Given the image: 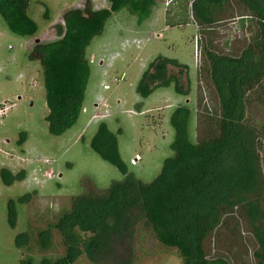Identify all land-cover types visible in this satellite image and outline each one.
Masks as SVG:
<instances>
[{"label": "trees", "instance_id": "trees-1", "mask_svg": "<svg viewBox=\"0 0 264 264\" xmlns=\"http://www.w3.org/2000/svg\"><path fill=\"white\" fill-rule=\"evenodd\" d=\"M109 2L108 9L95 10L87 3L83 9L67 10L63 24L58 26L61 38L38 43L28 54L29 60L42 66L49 109L46 122L52 137H63L83 113L91 77L87 51L93 40L103 34L115 14L127 11L142 24L156 4L155 0ZM231 2L194 0L191 12L197 26L213 27L217 13ZM31 3L0 0V15L10 31L28 39L40 31L29 13ZM235 3L243 10L242 24L253 28L251 40L233 49L235 52H219L211 43L204 53L207 82L220 106L218 114L203 118L192 141L189 124L194 112L188 105L178 106L171 116L175 133L172 156L163 161L159 175L148 183L132 174L123 162L120 132L114 133L106 123H100L90 148L114 166L122 179L113 181L106 190H90L74 197L70 208L39 232L37 242L44 251L51 249L58 233L65 247L63 255L40 260L29 257L23 264H74L81 257L91 264H136L135 240L143 231L162 246L176 249L182 264H234L221 246L228 238L237 242L229 232L232 228L235 237L239 231L248 234L255 263L264 264V124L251 116L253 101L264 99V0ZM44 18L50 20L48 9ZM166 63L187 69L176 61ZM171 64L149 65L138 86L143 99L161 87L182 94L178 79L168 77ZM151 69L155 73L150 76ZM158 81H163L162 86L151 87ZM27 137L20 133L18 144L22 146ZM9 178L8 184L13 180L10 173ZM15 219L11 202L9 222L13 228ZM29 244L27 235L23 245Z\"/></svg>", "mask_w": 264, "mask_h": 264}, {"label": "rangeland", "instance_id": "rangeland-1", "mask_svg": "<svg viewBox=\"0 0 264 264\" xmlns=\"http://www.w3.org/2000/svg\"><path fill=\"white\" fill-rule=\"evenodd\" d=\"M193 1L155 0L150 16L142 24L127 11L108 21L103 34L87 51L91 77L83 113L61 138L48 132L42 66L39 61L29 60L28 54L38 43L61 38L58 26L63 24L67 10L83 9L87 3L95 10L108 9L110 2L32 0L29 13L40 31L30 39L11 32L0 15V264H23L29 257L40 260L63 255L65 247L58 233L54 234L51 249L44 251L37 242L39 232L54 224L70 208L74 197L90 190H106L113 181L122 179L114 166L90 148L100 123H106L114 133L120 132L123 162L132 174L148 183L159 175L163 161L172 156L175 133L171 116L178 106L188 105L194 112L189 124L192 141L203 118L218 114L220 106L207 82L204 53L211 43L219 52H235L233 49L251 40L253 28L242 24L243 10L235 0L220 9L213 27L200 28L191 12ZM46 9L50 20L44 18ZM167 60L186 65L187 69ZM151 63L171 64L168 77L178 79L181 95L171 87H161L148 99L140 96L138 86ZM154 73L151 69L150 76ZM162 84L158 81L151 87ZM253 103L251 116L264 124V99ZM22 132L28 137L20 146ZM136 155L142 160L132 166ZM9 173L13 180L8 184ZM11 202L16 211L14 228L9 222ZM232 230V240L237 242L228 238L222 248L234 264H256L248 234L239 231L235 237ZM27 235L30 244L24 246ZM135 259L136 264H182L176 249L162 246L147 231L136 237ZM74 264L91 263L81 257Z\"/></svg>", "mask_w": 264, "mask_h": 264}, {"label": "built area", "instance_id": "built-area-1", "mask_svg": "<svg viewBox=\"0 0 264 264\" xmlns=\"http://www.w3.org/2000/svg\"><path fill=\"white\" fill-rule=\"evenodd\" d=\"M3 111H0V115H2ZM142 160L140 155H136L134 159L131 160V165L136 166Z\"/></svg>", "mask_w": 264, "mask_h": 264}]
</instances>
